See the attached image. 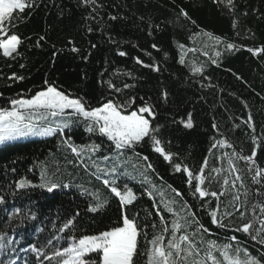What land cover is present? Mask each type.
I'll use <instances>...</instances> for the list:
<instances>
[{
	"label": "trees",
	"instance_id": "trees-1",
	"mask_svg": "<svg viewBox=\"0 0 264 264\" xmlns=\"http://www.w3.org/2000/svg\"><path fill=\"white\" fill-rule=\"evenodd\" d=\"M25 2L32 6L22 13L14 12L11 28L20 36L21 44L11 57L0 52V109H11L12 100L30 99L49 85L82 98L88 109L112 100L127 104V113L146 103L155 112L154 117L145 114L146 118L153 127L160 126L158 138L165 151L173 155L171 161L165 160L147 139L132 148L116 150L114 142L98 131L87 132L88 122L82 117L63 131L0 145V196L4 199L0 203V235L5 237L0 241L4 245L0 264H10L16 257L21 264H40L33 253L21 249L29 243L39 246L53 234L63 237L58 229L73 217L74 227L65 230L69 236L93 235L122 226L123 215L134 220L140 232L135 264H149V241L162 234L167 243L174 220L182 224L188 221L184 231L200 248L199 256H190L188 264L204 259L207 244L202 240L231 243L252 256L264 252L259 239L254 241L249 233L234 231L252 219L254 205H264V177H257L260 183L253 181L255 169H264V51H249L264 49V0H232L231 5L227 0ZM230 43L235 45L231 50L227 48ZM137 57L143 64L137 63ZM146 65H154L159 71ZM125 84L131 87L125 88ZM189 113L191 128L181 123L188 120ZM57 119L63 124L67 117ZM65 140L78 148H99L95 152L85 150L77 157ZM253 152L254 165L240 159ZM145 156L147 161L142 159ZM205 160L202 187L223 192L218 200L193 195L197 181L189 184L183 170L186 166L194 175L199 174ZM176 164L181 165L180 171L175 170ZM96 165H115L117 176L100 174L97 178ZM42 175L61 187L52 193L38 187ZM236 175L241 180L233 187ZM104 178H115L122 191L126 185L136 199L121 207L102 183ZM21 179L35 187L18 189L16 183ZM233 195L240 197V211L246 213L243 221L230 205ZM96 196L104 206L91 212ZM217 204L218 217L233 212L222 221L232 228L211 222L209 212ZM255 215L264 214L257 207ZM200 224L204 230L198 232ZM232 236L237 239L230 240ZM64 245L61 239L56 246ZM51 247L45 249L49 255ZM213 255L222 260L218 252ZM90 258L97 256L91 254ZM43 264L49 261L43 260Z\"/></svg>",
	"mask_w": 264,
	"mask_h": 264
},
{
	"label": "snow or ice",
	"instance_id": "snow-or-ice-1",
	"mask_svg": "<svg viewBox=\"0 0 264 264\" xmlns=\"http://www.w3.org/2000/svg\"><path fill=\"white\" fill-rule=\"evenodd\" d=\"M232 0H227V4L231 5ZM31 4L25 2V0H0V52L5 57H11L17 52L19 45L21 44V38L18 34L11 32L13 27L12 20L15 11L23 12L26 7H31ZM187 15V13H183ZM43 39V38H41ZM219 41V38H216ZM153 48H157V45L153 44ZM235 45L228 44L227 48L229 50L233 49ZM254 53H259L264 51V49H249ZM120 55H126L124 52H120ZM137 63L143 64L138 57L136 58ZM183 63V60L181 61ZM215 63V61H213ZM147 67H153L154 70L159 71V68L154 65H146ZM201 69H194V71H200ZM130 75V74H129ZM17 79H23V77H16ZM47 83V82H45ZM125 88L131 87V85L125 84ZM116 91H120L116 89ZM167 95L166 93L164 94ZM134 103V100L132 101ZM11 104L13 107L11 109H0V144L10 141L19 136H25L30 133L40 134V135H50L56 131H63L64 127H68L70 122L78 118H83L88 122L86 131L89 133L99 132L101 135L106 136L110 141L114 142L116 150H123L127 148H132L133 146L139 144L146 139L151 142V147L156 153H160L163 158L167 161L172 160L171 153L165 151L162 146V141L158 138L160 126L157 125L153 127L152 122L148 117H154V109L148 104H144L137 108L136 110L125 113L124 109L127 104H117L112 100H108L103 103L100 107L88 109L85 107V103L82 102V98H76L69 94H65L64 91L59 90L55 86H47L44 90L38 91L30 99H18L12 100ZM51 117H67V120L63 124H57L56 127H44L42 129H37V125L33 123L34 120H47ZM251 117H249V120ZM185 127L191 128V113H189V118L187 121H181ZM217 126L213 124V128ZM255 141V138H253ZM64 143L68 145L72 153H75L77 157L82 156V154L87 150L88 152H95L99 146H84L78 148L73 146L68 140ZM224 143L227 141H217V144ZM231 147V145H228ZM213 148L216 144H213ZM233 155H237L233 153ZM255 152L251 156H241L240 159L249 161L251 164H255L253 157ZM105 160L108 157H104ZM144 161L148 158L142 157ZM87 167V165H85ZM147 168L151 169V163H148ZM207 166V160H205L204 166L200 169V173L194 175L193 172L184 167V171L188 176V183L191 184L193 180H196L195 190L193 195L198 194L200 198H205L208 196L214 197L217 200L220 196H223V192L207 191L202 185L205 182V175L203 174V168ZM176 171L181 170V165L176 164ZM230 167L233 171H236L234 165L231 164ZM214 171L219 172V169H214ZM117 167L114 165L111 168H101L96 165L97 178H100V174L107 177L117 176ZM257 177H264V169L256 168L253 175V181L255 183H260ZM241 180L240 175H236L232 181L233 187L235 186V181ZM102 183L110 190L111 195L117 199L121 207L131 204L136 196L133 191L127 186H124L122 191L119 186L116 185L115 178H104ZM228 184V180L224 181ZM18 189H24L27 187H35L32 182L26 179H21L16 183ZM38 187L46 189L47 192L52 193L61 185L56 182H51L44 179L41 176V183ZM63 187H68V185H63ZM87 193V189L83 190ZM93 195H95L93 193ZM177 196L182 194L176 192ZM240 197L238 195H233L230 205L233 207L235 212L239 213V218L241 221L246 219V213L240 211L243 206L239 203ZM4 199L0 196V203H3ZM104 206V202H101L100 197L96 196V202L94 206H90L89 210L91 212H96ZM203 206V205H202ZM259 208L261 214H264V205H254L252 212L253 217L247 223H240L239 226L234 227V231L249 233L252 240H258L259 243L264 245V215L257 217L255 215L256 208ZM220 205L217 204L216 208L209 212L211 217V222L218 224L223 228H232L233 225L230 223H223L224 217H231L233 212L226 211L220 217H218ZM20 209H16L19 212ZM169 212H172L171 208H168ZM78 215V213L76 214ZM195 216V213H192ZM35 218L34 216L32 217ZM184 219V218H181ZM163 220V216H161ZM186 223L182 224L180 220H174L172 223V238L165 243L164 236L154 237L149 243L152 244V248L147 252V257L149 264H188V258L190 256H199L200 248L196 241L184 231ZM191 223L198 224L197 220H192ZM75 225V219L68 218L65 220L63 225L58 229L59 232L64 233L63 237L53 234L50 238H47L43 243H29L27 248H22L24 252H31L35 255L37 261L43 264V260L49 261V264H135L134 257L137 256V237L140 234L137 224L134 220L129 219L127 215L122 217V226L111 227L109 230L99 232L93 235H71L69 236L65 230L71 231ZM258 225V226H257ZM204 230L202 224L199 225L197 231ZM38 231H41L38 229ZM164 231L167 232L168 228L165 226ZM177 232L182 234L178 237ZM196 233H193V236ZM5 237L0 235V241L4 240ZM61 239L65 240L64 246L57 247ZM236 236L230 237V240H236ZM11 243V241H9ZM201 243H206L207 248L204 252L203 260H193L192 264H207L208 260L212 261V264H264V252L259 253L258 256H252L247 249H241L239 247L233 248L231 243H226L223 245L217 244L215 241H201ZM51 247V254L49 255L45 249ZM4 247L0 244V248ZM213 252H218L222 260ZM91 254H96L97 259L93 260L90 258ZM243 254V259L241 258ZM43 257V260H41Z\"/></svg>",
	"mask_w": 264,
	"mask_h": 264
},
{
	"label": "rangeland",
	"instance_id": "rangeland-1",
	"mask_svg": "<svg viewBox=\"0 0 264 264\" xmlns=\"http://www.w3.org/2000/svg\"><path fill=\"white\" fill-rule=\"evenodd\" d=\"M33 123H35L37 125V129L39 130V129H42L44 127H56L57 124H60V121L57 119V117H51V116H49L47 118V120H39V119H37V120H34ZM45 123H49L50 125H47ZM44 136H48V135H40V134L30 133V134L25 135V136L16 137L15 139L10 140V141H6L5 143L11 142V141H17V140L27 139V138H38V137H44ZM0 145H2V144H0ZM16 264H18V263L16 262Z\"/></svg>",
	"mask_w": 264,
	"mask_h": 264
}]
</instances>
